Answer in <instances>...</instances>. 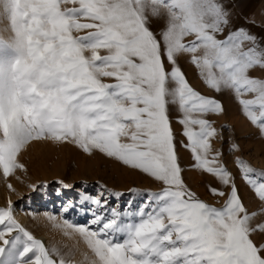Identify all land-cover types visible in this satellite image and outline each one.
Returning <instances> with one entry per match:
<instances>
[{"label": "snow or ice", "instance_id": "snow-or-ice-1", "mask_svg": "<svg viewBox=\"0 0 264 264\" xmlns=\"http://www.w3.org/2000/svg\"><path fill=\"white\" fill-rule=\"evenodd\" d=\"M0 18L11 31L0 36L3 176L27 172L21 153L50 141L88 156L98 152L162 185L144 194L139 222L125 224V213L105 211L108 197L123 193L56 181L63 213H91L83 224L64 219L56 225L85 239L96 258L86 257L87 264H264V208L249 211L223 151L214 148L221 133L209 115H224L225 108L196 90L179 62L187 56L207 86L231 91L264 139V78L251 74L264 71V36L234 26L225 0H0ZM153 19L161 22L158 29ZM170 104L181 113L187 140L181 146L191 153L192 168L218 181L208 191L223 199L221 207L184 180ZM229 148L240 151L235 142ZM235 161L264 204V170L239 155ZM0 264L68 262L17 219L9 199L0 207Z\"/></svg>", "mask_w": 264, "mask_h": 264}, {"label": "rangeland", "instance_id": "rangeland-1", "mask_svg": "<svg viewBox=\"0 0 264 264\" xmlns=\"http://www.w3.org/2000/svg\"><path fill=\"white\" fill-rule=\"evenodd\" d=\"M231 1L225 0V3L230 5V10ZM2 20H4V23L6 22L5 26H9V22L5 18H0V25ZM233 23L236 27L247 26L246 22L240 20L234 14ZM160 25V21L152 20L153 28L158 29ZM0 36H3L1 26ZM179 62L190 84L196 90L207 97H213L222 102L225 114L219 116L209 115L214 126L221 133L214 140V148L223 151V161L235 176L241 196L249 211L264 208V204L241 178V173L235 161V156L239 155L255 169L264 170V139L259 137L258 130L242 114L240 105L231 91L217 93L207 86L200 75V70L189 62L187 56H182ZM251 74L264 78V71L259 69ZM169 113L176 138L178 157L184 169L185 182L201 199L221 207L224 203L223 199L212 196L208 191V185L218 184V181L194 170L192 168L191 153L181 146L187 143V140L182 135L183 126L178 122L181 113L177 106L170 104ZM232 142L240 145L238 153L233 154L230 152L229 145ZM19 160L26 165L27 172L18 169L13 176L5 178L2 171H0V196L4 201V203H0V207L6 206L7 201L11 199L15 211L20 212L26 219L24 226L35 236L47 231L50 236L48 247L59 249L68 264H81L76 260L79 253L83 254L81 259L83 264H87L86 257L88 261L96 258L80 234L71 229L58 228L56 225L62 224L64 219L83 224L85 221H90L92 217L90 212L87 210L82 211L79 208L75 212L63 213L61 209L66 201L63 197H56L55 189L59 187L56 181L63 180L74 186L86 182L88 185L93 186L94 191H101L102 189L98 185L102 184L107 185L109 189L116 193H123L119 197L109 196V206L105 211L109 216L112 209L125 213L121 217V222L125 224L139 222L140 217L136 213L145 200L144 194L159 192L162 187L159 182L146 174L123 166L120 162L106 158L98 152L93 156H88L70 143L33 142L26 151L21 153ZM8 183L13 185L15 192L9 190ZM33 184L38 186L36 191H33L30 187ZM44 184H47V188L39 187ZM130 189H136V192L132 193ZM62 191H68L69 196L76 199L74 191ZM129 201H131V206H129ZM49 216H54L56 219L51 220ZM122 238V234L118 233L117 239ZM257 239L260 238L257 237Z\"/></svg>", "mask_w": 264, "mask_h": 264}, {"label": "crops", "instance_id": "crops-1", "mask_svg": "<svg viewBox=\"0 0 264 264\" xmlns=\"http://www.w3.org/2000/svg\"><path fill=\"white\" fill-rule=\"evenodd\" d=\"M231 10L240 20L247 23L245 28L264 36V0H232Z\"/></svg>", "mask_w": 264, "mask_h": 264}, {"label": "bare ground", "instance_id": "bare-ground-1", "mask_svg": "<svg viewBox=\"0 0 264 264\" xmlns=\"http://www.w3.org/2000/svg\"><path fill=\"white\" fill-rule=\"evenodd\" d=\"M5 19H6V18H5ZM3 21H4V20H2V23H1L0 26H1V29H2V32H3V36H4L5 38H8V37L11 35L10 27H9L8 25L5 26L6 22L4 23ZM3 23H4V24H3ZM5 29H7V30H5ZM0 203H1V204L4 203L2 196H0ZM15 215H16L17 219H18L23 225L26 224V223H25L26 219H25L24 216H22V215L20 214V212H18V211L16 210V211H15ZM36 237H37L38 239L42 240V241L45 243V245L48 247V245H49V243H50V236H49V234H48L47 231L41 232L40 234L36 235ZM82 258H83V254H82V253H79V254L77 255V257H76V260L79 261L81 264H83V263L81 262V259H82Z\"/></svg>", "mask_w": 264, "mask_h": 264}]
</instances>
